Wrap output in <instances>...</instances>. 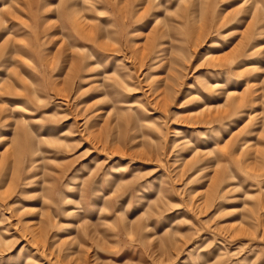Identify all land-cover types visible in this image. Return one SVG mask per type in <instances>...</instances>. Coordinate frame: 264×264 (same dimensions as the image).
Here are the masks:
<instances>
[{"label":"rangeland","instance_id":"1","mask_svg":"<svg viewBox=\"0 0 264 264\" xmlns=\"http://www.w3.org/2000/svg\"><path fill=\"white\" fill-rule=\"evenodd\" d=\"M0 264H264V0H0Z\"/></svg>","mask_w":264,"mask_h":264}]
</instances>
